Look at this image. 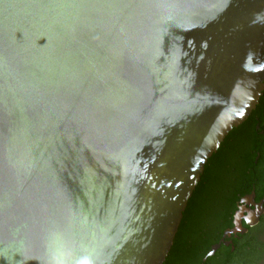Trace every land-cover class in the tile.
<instances>
[{
  "label": "water",
  "instance_id": "water-1",
  "mask_svg": "<svg viewBox=\"0 0 264 264\" xmlns=\"http://www.w3.org/2000/svg\"><path fill=\"white\" fill-rule=\"evenodd\" d=\"M263 46L264 0H0V264H161Z\"/></svg>",
  "mask_w": 264,
  "mask_h": 264
},
{
  "label": "trees",
  "instance_id": "trees-1",
  "mask_svg": "<svg viewBox=\"0 0 264 264\" xmlns=\"http://www.w3.org/2000/svg\"><path fill=\"white\" fill-rule=\"evenodd\" d=\"M252 189L256 192L257 200L263 197L264 93L247 120L228 132L204 165L183 211L185 222L179 225L178 235L172 244L173 254H183L181 264L189 263L194 258L200 260L198 244L209 238L214 227L222 225V222H226L224 226L231 225L230 217L226 218L225 213L232 214L236 201ZM203 212L216 216L204 219L191 215ZM206 222H209L207 227L204 225Z\"/></svg>",
  "mask_w": 264,
  "mask_h": 264
},
{
  "label": "flooded vegetation",
  "instance_id": "flooded-vegetation-1",
  "mask_svg": "<svg viewBox=\"0 0 264 264\" xmlns=\"http://www.w3.org/2000/svg\"><path fill=\"white\" fill-rule=\"evenodd\" d=\"M263 93L264 89L262 90L260 97H262ZM259 100L257 105L259 104ZM249 115L245 118V120H247ZM251 195H253L251 200L249 199L248 202L242 201L244 197ZM262 198L259 200L256 199V192L254 189L241 196L236 201L235 209L232 214L225 213L226 218L230 217L231 225L224 226L226 222L223 220L224 222L221 224L224 227H222V225H217L214 227V232L211 233L212 235L198 244L197 255L200 260L198 261L196 258H194L195 260L193 259V261L186 264H264V201L262 203L263 212L258 217V221L253 225H249L246 222L247 217H249V212L251 213L256 209L255 205L253 204L259 203ZM237 211H241L239 216L241 225L239 227L233 222ZM191 215L193 218L204 219H207L211 216H216L206 212L192 213ZM183 216L184 214L182 212L179 225H182V223L185 222L183 221ZM204 225L206 227L209 226V222H206ZM203 230H205V228ZM178 231L179 228H177L173 241L175 237H177L176 235H178ZM172 244L161 264H181L180 260L183 254L182 252L180 254L177 252L173 254L171 252Z\"/></svg>",
  "mask_w": 264,
  "mask_h": 264
}]
</instances>
